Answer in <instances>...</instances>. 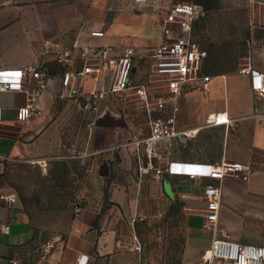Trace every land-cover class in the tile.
<instances>
[{"label":"crops","instance_id":"0c3cea01","mask_svg":"<svg viewBox=\"0 0 264 264\" xmlns=\"http://www.w3.org/2000/svg\"><path fill=\"white\" fill-rule=\"evenodd\" d=\"M177 2L181 1L0 0V68L36 65L49 79L48 88L34 101L40 112L28 121L17 119V109L29 102L27 94L0 92V196L17 195L14 205L0 197V225L11 227L8 234L0 232V264H138L144 253L142 228L152 218L167 217L175 201L187 222L181 264H192L214 238L205 226L206 201L201 211H193L196 187L204 184V197L209 183L221 187L220 225L238 241H263L264 97L254 91L252 76L242 69L252 64L264 74V0H228V11L196 4L203 10L196 24L202 63L209 47L222 44L228 51L245 52L239 60L246 62L235 60L234 70L212 74L207 91L187 92L180 99V130L198 131L177 142L171 158L175 165L223 159L240 163L250 171L248 180L197 181L171 172L158 180L153 171L142 177L135 140L148 129L146 123L137 132L131 123L128 109L133 104L123 95L108 96L97 112H89L81 102L95 87L94 79L88 76L76 83L84 95L76 90L69 96L63 85L66 70H81L85 54L102 47L133 56L132 79L146 82L152 70L149 48L161 41L162 17ZM96 31L104 35H94ZM57 50L71 52L73 63L60 64ZM110 83L107 72L99 86ZM223 114L230 122L216 123ZM213 128L223 132L220 137ZM57 164H63V170L55 168ZM39 179L70 184L80 180L74 195L80 199L68 209V223L58 235L45 230L38 211L46 209L30 199L44 195L37 191ZM56 236L61 240L48 246Z\"/></svg>","mask_w":264,"mask_h":264},{"label":"built area","instance_id":"2783aa9c","mask_svg":"<svg viewBox=\"0 0 264 264\" xmlns=\"http://www.w3.org/2000/svg\"><path fill=\"white\" fill-rule=\"evenodd\" d=\"M135 1L144 3L148 0ZM201 14L203 10L191 2H177L168 9L162 17L161 41L148 51L152 70L146 82L137 84L133 81V56L114 54L109 47L91 49L89 54H85L87 62L81 70L68 69L63 74V85L69 96H75L76 90L84 95L83 88L76 83L88 76L94 79L95 87L81 102L83 109L89 112H97L108 96L123 95L124 100L135 96L136 106L147 116L148 134L141 133L135 140L142 177L153 171L158 180H162L167 172L186 175L197 181L250 178V171L243 164L231 163L226 159L219 163L180 162L176 165L171 160L174 145L198 131L180 130V99L187 92L207 91L213 81L212 75L203 74L201 70L204 51L196 35V24ZM93 34L104 35L99 31ZM56 58L60 64L73 63L69 51L57 50ZM107 72H110V85L99 86L102 75ZM242 72L252 76L254 91L264 97V74L252 64L245 66ZM48 86L47 71L36 65L0 68V92L21 91L29 98L26 105L17 109L19 121H28L40 112L34 101ZM2 119L3 109L0 107V121ZM215 122L220 124V115ZM229 122L230 119L227 124ZM167 161L169 165L163 167L162 163ZM0 197L11 205L17 201L15 193ZM204 198L205 226L213 231L214 238L211 246L201 254V264H264V239L261 243L241 242L220 225L221 187L215 183L205 185ZM10 231V224L0 225V232L8 234ZM60 240V237H55L53 242H48V246Z\"/></svg>","mask_w":264,"mask_h":264},{"label":"rangeland","instance_id":"374dc122","mask_svg":"<svg viewBox=\"0 0 264 264\" xmlns=\"http://www.w3.org/2000/svg\"><path fill=\"white\" fill-rule=\"evenodd\" d=\"M181 2H191L194 4H204L205 8L207 6L211 7H221L224 11H228V0H178ZM220 21H218L219 23ZM223 22V21H222ZM255 27H261L262 24L258 22H252ZM208 34V33H207ZM207 34L205 36H207ZM204 41L208 42L207 37ZM209 47V46H208ZM225 45H217L215 49L209 47L208 58L201 65V70L205 74L212 75L213 73H227L234 70L236 61L246 62V59L239 58L245 52L240 51H228ZM260 47V45H259ZM263 47H261L262 50ZM241 67V64H240ZM196 92V91H194ZM192 92V93H194ZM200 92V91H199ZM191 94V92H190ZM135 96L128 98V101L133 104L128 109L130 114L128 118L131 123L136 125L137 132L140 131L147 123L146 115L136 106L134 99ZM122 106L125 105L122 101ZM138 111V115L134 112V109ZM218 117V116H217ZM214 135L220 137L223 132L219 131L217 128H213ZM219 144L220 141L215 140L214 144ZM55 168L63 170L64 165H54ZM57 182V183H56ZM80 185V180L73 181L71 184L64 180H37V191L44 193L39 197L30 196L31 200H37L42 209L46 211H38L42 224L46 226L45 230L50 231L53 235H58L64 231L66 224L68 223L70 207H75V200L79 201V197H75L76 189ZM201 186H204L201 185ZM198 185L196 205L197 207L193 209L194 212H199L200 206L204 204V197L202 196V187ZM77 201V202H78ZM70 202H73L70 203ZM72 204V206H71ZM143 229L144 253L141 263L143 264H181L182 254L184 248L187 244V222L184 220L180 207L176 204V201L172 205L168 216L162 219L152 218L148 221ZM58 237V236H56ZM192 264H201L200 260H195Z\"/></svg>","mask_w":264,"mask_h":264},{"label":"bare ground","instance_id":"6f19581e","mask_svg":"<svg viewBox=\"0 0 264 264\" xmlns=\"http://www.w3.org/2000/svg\"><path fill=\"white\" fill-rule=\"evenodd\" d=\"M228 116L227 115H225V114H223L222 116H220V123L221 124H226L227 122H228Z\"/></svg>","mask_w":264,"mask_h":264}]
</instances>
